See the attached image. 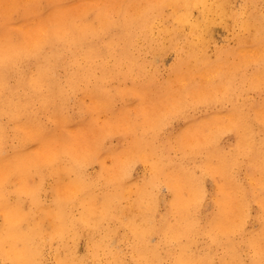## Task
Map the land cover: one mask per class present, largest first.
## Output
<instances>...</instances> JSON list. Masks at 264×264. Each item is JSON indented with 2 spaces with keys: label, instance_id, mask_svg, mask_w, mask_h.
Segmentation results:
<instances>
[{
  "label": "bare ground",
  "instance_id": "1",
  "mask_svg": "<svg viewBox=\"0 0 264 264\" xmlns=\"http://www.w3.org/2000/svg\"><path fill=\"white\" fill-rule=\"evenodd\" d=\"M81 237L101 264L119 241L134 264H264V0H0V260L84 264Z\"/></svg>",
  "mask_w": 264,
  "mask_h": 264
},
{
  "label": "rangeland",
  "instance_id": "2",
  "mask_svg": "<svg viewBox=\"0 0 264 264\" xmlns=\"http://www.w3.org/2000/svg\"><path fill=\"white\" fill-rule=\"evenodd\" d=\"M80 0H71L72 3H76L79 2ZM218 41L219 44H224L227 43V45H234L235 41L232 38V34L231 32H229L227 29L220 27L218 30ZM174 59V53L173 52H169L168 54H166L159 62V66H161V68L163 70H165L170 63L172 62V60ZM183 126V120L182 118L176 119L172 122V124L168 125L166 127V130L168 132H173V131H177L179 129H181ZM222 142L224 143V145H229V143L232 141V136L228 133L223 134L222 138H221ZM111 142L115 143L116 142V138H113L111 140ZM98 170V165L94 164L89 166V171L90 172H96ZM145 173V168L144 165L141 163H136L135 165H133L132 167V174H133V179L135 181L140 180V178L144 175ZM214 181L210 178H206L205 182H204V193H205V197L203 198V201L205 202V207L208 208L209 204H211L212 202V195L214 193ZM159 196L162 199L161 204L158 207L159 212H164L165 210V201H167L170 198V192L168 191V189L165 186H162L159 188L158 191ZM249 227L251 228H257V224L255 222H249L247 224ZM121 239V238H120ZM158 236L157 235H153L150 237V242L153 244L155 242L158 241ZM119 246L117 245V249L120 252V256H121V263L124 264H134V262L131 259L132 256V248L129 245L128 242H124V241H119ZM200 246L194 247L193 250L195 252H199L200 250H202L203 243L199 244ZM89 249V240L86 237H81L75 246V255L77 258H82L84 259V264H101L98 261L93 260V258H91V256L89 255L88 252ZM221 255V250L216 251V255H215V261L216 263H218L219 260V256ZM124 260V262H123ZM165 263H167V261H165ZM0 264H11V262L9 261H2L0 260ZM44 264H56L54 256H53V252L52 249L50 247H45L44 249Z\"/></svg>",
  "mask_w": 264,
  "mask_h": 264
}]
</instances>
